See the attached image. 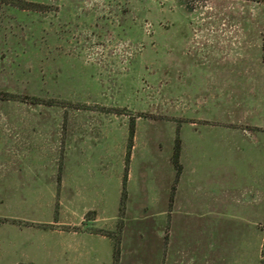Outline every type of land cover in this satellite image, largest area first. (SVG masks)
Returning a JSON list of instances; mask_svg holds the SVG:
<instances>
[{
	"label": "rangeland",
	"instance_id": "rangeland-1",
	"mask_svg": "<svg viewBox=\"0 0 264 264\" xmlns=\"http://www.w3.org/2000/svg\"><path fill=\"white\" fill-rule=\"evenodd\" d=\"M25 1L0 4V264H109L100 234L118 264H264V0Z\"/></svg>",
	"mask_w": 264,
	"mask_h": 264
},
{
	"label": "trees",
	"instance_id": "trees-1",
	"mask_svg": "<svg viewBox=\"0 0 264 264\" xmlns=\"http://www.w3.org/2000/svg\"><path fill=\"white\" fill-rule=\"evenodd\" d=\"M252 2H259L261 0H250ZM0 4L8 5L15 7L19 10H36V5L30 2H26L25 0H0ZM260 61L264 67V40L261 42L260 45ZM32 104L37 103V99H31ZM177 130L175 131V138L172 147V154H171V165L174 171V182L177 181L180 173H181V165L179 164L178 158L180 154V139L177 136ZM134 134V124L133 121L130 120L128 123V134H127V143H126V151H125V163H124V172L121 179L120 184V198H119V207H118V217L122 214L123 210V203L125 200V184H126V165L129 158V152L132 146V138ZM107 238L111 242V264H118L119 260V242L118 240H113L109 234H100Z\"/></svg>",
	"mask_w": 264,
	"mask_h": 264
},
{
	"label": "crops",
	"instance_id": "crops-1",
	"mask_svg": "<svg viewBox=\"0 0 264 264\" xmlns=\"http://www.w3.org/2000/svg\"><path fill=\"white\" fill-rule=\"evenodd\" d=\"M244 66L243 67H241L242 69L241 70H239V71H236L235 73H236V80H241L242 81V84H243V82H245L244 84H246V83H251V81L249 80L250 79V76H251V74H252V72H251V67L249 66V63L247 62V61H245L244 63ZM233 66H235V64H233V65H231V62L230 61H228V63H227V69L230 71V69L233 67ZM231 73V72H230ZM233 73V72H232ZM231 87V81L230 80H227V84H223V92L220 94V96L222 97V96H224L225 98H223V99H229L230 100V98L232 97V92H230L231 90H228V94L226 95V93H225V90L227 89V88H229V89H231L230 88ZM217 88H219V86L217 87ZM243 98H244V100H245V102L246 101H252L253 102V100L255 101V97H254V94L252 93V92H245V94L243 95ZM253 98V99H252ZM236 124V123H235ZM230 125V124H229ZM239 125V124H238ZM244 129H246V128H244ZM243 129V130H244ZM84 231H82V233H83ZM84 233H87V232H84ZM88 234H92V235H98V234H96V233H88ZM98 236H100V235H98ZM101 237H103V236H101ZM111 246V245H110ZM16 264H34L33 262H31V261H18ZM109 264H111V256H110V263Z\"/></svg>",
	"mask_w": 264,
	"mask_h": 264
}]
</instances>
